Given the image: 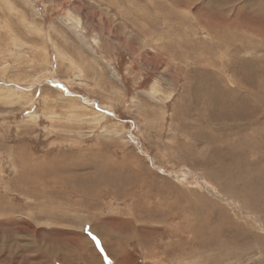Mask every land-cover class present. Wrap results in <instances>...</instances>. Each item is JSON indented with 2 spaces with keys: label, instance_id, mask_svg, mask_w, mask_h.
I'll return each mask as SVG.
<instances>
[{
  "label": "rangeland",
  "instance_id": "374dc122",
  "mask_svg": "<svg viewBox=\"0 0 264 264\" xmlns=\"http://www.w3.org/2000/svg\"><path fill=\"white\" fill-rule=\"evenodd\" d=\"M0 264H264V0H0Z\"/></svg>",
  "mask_w": 264,
  "mask_h": 264
},
{
  "label": "bare ground",
  "instance_id": "6f19581e",
  "mask_svg": "<svg viewBox=\"0 0 264 264\" xmlns=\"http://www.w3.org/2000/svg\"><path fill=\"white\" fill-rule=\"evenodd\" d=\"M105 182V181H104ZM99 195V194H98ZM137 209V208H136ZM137 212V211H136ZM144 213V212H143ZM153 217V216H152ZM151 218V217H150ZM133 224V223H132Z\"/></svg>",
  "mask_w": 264,
  "mask_h": 264
},
{
  "label": "snow or ice",
  "instance_id": "6c2138e0",
  "mask_svg": "<svg viewBox=\"0 0 264 264\" xmlns=\"http://www.w3.org/2000/svg\"><path fill=\"white\" fill-rule=\"evenodd\" d=\"M95 239V238H94Z\"/></svg>",
  "mask_w": 264,
  "mask_h": 264
}]
</instances>
